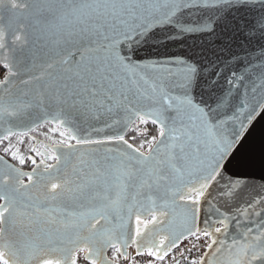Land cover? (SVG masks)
Listing matches in <instances>:
<instances>
[{
  "label": "snow or ice",
  "instance_id": "1",
  "mask_svg": "<svg viewBox=\"0 0 264 264\" xmlns=\"http://www.w3.org/2000/svg\"><path fill=\"white\" fill-rule=\"evenodd\" d=\"M10 7L28 10L32 23L23 38L13 37L20 48H9L0 32V53L7 50L0 150L33 167L25 172L0 157V249L36 264H78L81 252L82 264H128L135 245L136 257L146 254L153 264L183 241L226 237L229 223L255 215L258 235L248 228L243 244L212 239L207 247L235 248L230 264H264V184L255 191L245 174L224 178L264 116V0H13ZM242 10L245 16L231 15ZM14 80L20 87L8 91ZM73 114L88 128L74 124ZM49 119L67 125L66 139L18 156L12 139ZM149 122L157 134L136 146L135 133ZM245 195L235 214L221 211ZM146 204L157 210L151 220L136 215L134 231L126 230L122 214L132 217ZM202 204L216 217L203 229ZM113 216L120 222L109 227ZM51 252L61 258H43Z\"/></svg>",
  "mask_w": 264,
  "mask_h": 264
},
{
  "label": "water",
  "instance_id": "2",
  "mask_svg": "<svg viewBox=\"0 0 264 264\" xmlns=\"http://www.w3.org/2000/svg\"><path fill=\"white\" fill-rule=\"evenodd\" d=\"M13 0H1L0 1V32L3 33V39L4 41L9 45V48L11 47H22V44L20 42H17L13 39L14 35H20L22 38L24 36L25 30L28 28V26L32 23L31 17L28 13V10H26L23 7H19L17 9H12L10 7ZM15 3L18 5L27 4L30 2V0H14ZM231 15H238V16H245V12L242 10L239 13L233 11ZM251 18L250 16L248 17ZM256 42L253 41V44ZM7 50H5L4 53H0V60L4 58V54ZM175 51V49H173ZM76 59H79V56L76 57ZM257 64L259 62H256ZM27 77H25L26 79ZM20 87V83L18 80H14L12 84L9 86L8 91H14L15 89ZM5 95L4 92L0 91V96ZM122 115V114H121ZM25 122H27L28 117L27 115H23L21 117ZM118 118V117H114ZM73 123L79 126L81 129H87L88 128V121H86L84 118L79 117L77 114H73L72 116ZM111 122V121H109ZM49 123L51 125H58L62 130H65V126H61L58 123H53L49 119L48 122H42L41 126L43 124ZM150 123V122H149ZM155 126V125H154ZM7 127V125H4L0 123V135L4 134L3 129ZM40 127V126H38ZM38 127H35L32 131H27L26 129L22 130L21 134L19 135H29L31 132H33ZM93 127H102V125L94 124ZM108 131V130H105ZM104 133H100L98 137L93 138H102ZM32 137V136H31ZM36 143L38 139L32 137ZM35 143V144H36ZM45 143V142H43ZM73 143H75L73 141ZM47 144V143H45ZM49 145V144H47ZM0 157H3L4 160H6L8 163L13 164L10 162L7 158H5L3 155L0 154ZM240 158L241 162L240 164L236 166H230L229 170L224 173L225 180L227 179H237L239 178V174H245L246 178L249 180V183L256 185L255 191H260V185L264 184V181L260 179L261 176H264V116H259L254 121L253 125L251 126V131L249 132L247 139L244 142L243 147L240 149ZM77 161L75 158L73 159L72 163H76ZM55 163V162H53ZM23 170V169H22ZM25 171V170H23ZM31 171V170H30ZM29 172V171H25ZM24 177L23 179H25ZM27 180V178H26ZM27 182V181H26ZM249 193L253 192V189H248ZM249 197L247 195L243 196L242 198L237 199L236 201H230L227 205H224L221 207V211L230 210L229 215L235 214V210L239 207H242L244 205V201L247 200ZM223 203V202H221ZM219 206V205H218ZM154 211H157L156 209H153L151 205L146 204L144 209H142L140 212H134L132 217H129L126 212H124L123 215V224L124 228L129 231H134L135 229V216L140 215L141 220H145L148 218H151ZM259 211V209H257ZM215 219L216 217L210 215V210L208 208L207 204L201 205V212L199 214V221L198 226L203 229L204 224L203 221L205 219ZM241 219V225L237 226L234 221L229 223L227 236L216 234L214 236H210L211 241L212 239H227V243L231 245V242L233 239L237 241L238 244L245 243V239L243 238V234L246 233L248 228H252V236L258 235V232L256 231L257 226L260 223L261 217H257L255 215L250 217H240ZM119 218L116 216L112 217L111 226H115L119 223ZM103 223V222H102ZM174 224L177 227V229L181 228L183 226L182 218L177 215L174 217ZM219 226V224H214L213 227ZM152 225L148 227L147 230L152 229ZM145 231V230H144ZM87 233H82V235H86ZM135 245H131L127 249L128 251ZM4 251V258L8 261L9 264H36V261L34 259H27L23 252H18L15 250H8V249H0ZM112 249H107L105 251V255L108 257V252ZM216 253V248L213 247L211 249L208 248L207 253L205 254L203 258L204 264H209V261H213V264H230V261H235L236 256V249L232 248L231 250L225 249L221 253H216L215 256L213 254ZM43 258L47 259H59L60 254L56 252L47 253L43 256Z\"/></svg>",
  "mask_w": 264,
  "mask_h": 264
},
{
  "label": "rangeland",
  "instance_id": "3",
  "mask_svg": "<svg viewBox=\"0 0 264 264\" xmlns=\"http://www.w3.org/2000/svg\"><path fill=\"white\" fill-rule=\"evenodd\" d=\"M62 131H64V130H62V128H60L58 125H51L49 123L43 124L42 126H40L37 129H35L33 132H31L29 135H18L16 137H14L12 139L13 150H16L18 152V156H24L26 158L29 157V156H35V152L30 151L31 149H35L36 151H44V149L46 147H48L53 141L66 139V137H61L60 136V132H62ZM31 136L36 138V139H38L37 143ZM26 139H28V142H26ZM18 141H20V142H18ZM43 142H45V143H47L49 145H47V144H45ZM131 142L132 141H130V143ZM1 155H3L5 158H7L13 164H16L17 167H21L22 168L23 166H28V164H29V163L26 162L25 165L21 166V165L18 164L17 160H12V158H11V156L9 154L2 153ZM35 158L37 159V162H39L40 157L36 156ZM28 162H30V160ZM47 162L48 163H53L54 161L49 159ZM142 224H141V226H142ZM210 243H211V239H206V242H205L204 246L207 248L206 245L210 244ZM206 253H207V251H206ZM205 254L201 258L200 262L203 260ZM79 256L83 257V253L81 252L79 254ZM4 260H6L4 257H3V260H0L1 264H3ZM53 260H55V259H53Z\"/></svg>",
  "mask_w": 264,
  "mask_h": 264
},
{
  "label": "built area",
  "instance_id": "4",
  "mask_svg": "<svg viewBox=\"0 0 264 264\" xmlns=\"http://www.w3.org/2000/svg\"><path fill=\"white\" fill-rule=\"evenodd\" d=\"M0 153L4 152L0 150ZM206 239L211 238H204L201 236L199 240L188 239L186 241H183L181 243V246L179 247V250H173L169 252L168 257L163 261L157 260L155 257H152L151 259L153 261V264H174V261L178 262V264H192L193 260H195L197 264H200L201 258L208 249V247L206 248L204 246ZM144 252L146 253V251ZM128 255L131 257V259L128 261V264H147L149 260L146 254L137 258L135 255V251L132 249L128 251ZM82 261L83 257L78 256V264H82ZM120 264H124L123 258H121Z\"/></svg>",
  "mask_w": 264,
  "mask_h": 264
},
{
  "label": "trees",
  "instance_id": "5",
  "mask_svg": "<svg viewBox=\"0 0 264 264\" xmlns=\"http://www.w3.org/2000/svg\"><path fill=\"white\" fill-rule=\"evenodd\" d=\"M156 134H157L156 126L152 125L151 123H148L147 125L140 124L139 130L135 133V137H136L135 145L139 146L140 143L144 139H150L151 135H156ZM131 135H132V133L130 132L129 136H126V139H129L130 141H132V139L130 138ZM26 142H28V139H26ZM142 150H146V148H143ZM27 163H29V162H27ZM108 257L109 258L113 257V249L108 252ZM0 264H1V261H0Z\"/></svg>",
  "mask_w": 264,
  "mask_h": 264
},
{
  "label": "flooded vegetation",
  "instance_id": "6",
  "mask_svg": "<svg viewBox=\"0 0 264 264\" xmlns=\"http://www.w3.org/2000/svg\"><path fill=\"white\" fill-rule=\"evenodd\" d=\"M32 167H33V165L31 164V162H29L28 166H23L22 169L25 170V171H30ZM24 180L27 181L26 178ZM145 220H151V218H148V219H145ZM149 226H151V224H149L148 227ZM144 230H146V229H145V226L142 224V226H141V232H144Z\"/></svg>",
  "mask_w": 264,
  "mask_h": 264
},
{
  "label": "crops",
  "instance_id": "7",
  "mask_svg": "<svg viewBox=\"0 0 264 264\" xmlns=\"http://www.w3.org/2000/svg\"><path fill=\"white\" fill-rule=\"evenodd\" d=\"M132 249H134L135 250V246H133V248ZM145 250V249H144Z\"/></svg>",
  "mask_w": 264,
  "mask_h": 264
}]
</instances>
